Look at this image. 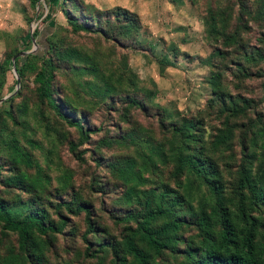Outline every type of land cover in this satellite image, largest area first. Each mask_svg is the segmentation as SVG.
I'll return each mask as SVG.
<instances>
[{
  "label": "rangeland",
  "instance_id": "374dc122",
  "mask_svg": "<svg viewBox=\"0 0 264 264\" xmlns=\"http://www.w3.org/2000/svg\"><path fill=\"white\" fill-rule=\"evenodd\" d=\"M64 10L85 28L73 29ZM115 11L130 14L136 27L124 33ZM33 30L39 32L35 50H45V57L28 56L29 68L11 83L9 61L33 47L19 43ZM42 62L52 67L49 92L58 111L90 130L86 141L79 143L76 128L38 97L33 75ZM19 86L10 105L14 121L6 120L0 136V199L30 200L55 223L63 215L60 233L38 239L39 264H115L107 247L84 254L78 203L89 210L94 231L86 238L94 249L99 242L116 245L134 227L129 215L151 195L153 204L161 192L180 196L174 214L186 222L207 210V187L174 172L177 149L211 162L224 195L241 165L256 185L264 181V0H0V98ZM222 130L228 139L213 147ZM8 140L29 153L33 165L18 169L37 179L34 189L3 181L13 171ZM253 214L263 231L264 204ZM175 239L172 250L151 254L152 263H186L197 230L183 224ZM18 252L16 235L0 229V262Z\"/></svg>",
  "mask_w": 264,
  "mask_h": 264
},
{
  "label": "trees",
  "instance_id": "16d2710c",
  "mask_svg": "<svg viewBox=\"0 0 264 264\" xmlns=\"http://www.w3.org/2000/svg\"><path fill=\"white\" fill-rule=\"evenodd\" d=\"M47 1L51 3L56 0ZM63 13L73 29L85 28L82 25H77L75 20H71L65 10ZM115 16L123 18L121 26L124 33L136 27L132 25L134 24V18L130 14H126L125 11H115ZM50 28H52L51 25ZM38 34V31L33 30L31 36L36 37ZM44 40L47 48L48 39L44 37ZM30 42L29 36H25L19 41L20 44L25 46L29 45ZM28 56L43 60L45 50L41 52L36 49L20 57H15L13 67L19 79L29 68V65H26ZM9 65L12 66V60L9 61ZM32 68L33 66H31ZM52 77L51 65H45L42 62L33 75V82L36 84L35 91L38 97L47 100L66 123L76 128L78 142L82 143L87 140L90 130L83 128L79 121H73L58 111L57 105L49 92ZM6 78L5 72L4 84ZM11 83H16L14 77ZM20 86L17 87L14 94L8 95L0 101V136L3 134L6 120L14 121L10 105L12 100L19 95ZM189 124L188 126H190ZM228 137V130L220 131L214 137L212 146L217 147L224 143ZM5 145L10 150L8 160L13 171L3 181L6 184L19 186L21 190H27V187L34 189L37 179L28 178L24 172L18 169L20 164L25 167L33 165L29 153L22 150L17 144L12 143L11 140H8ZM172 157L175 173L184 172L207 187L208 194L211 197V203L208 205L207 210L201 208L192 221L186 222L182 217H177L174 214V208L178 205L180 196L169 195L166 191L161 192L158 194L160 200L153 204V196L151 195L152 198L147 197L144 199V206L139 209L137 215H129L131 220L134 221V227L127 228V234L116 245L113 242H99L97 249H94L91 248V242L86 238L88 233L91 234L94 231L93 223L89 217V210L84 204L78 203L74 208L76 211L84 212L86 225L85 232L82 235L85 242L84 254L92 257L96 252L107 247L113 254L115 264H125L127 258H130L132 264H154L151 261V254H157L164 249L172 250L177 231L183 224L192 223L197 230L199 239L196 246L185 250V264H264V230L258 231V219L253 214V210L259 204H264V181L261 185H256L255 180L250 175L248 166L241 165L237 171L231 193L224 195L219 174L211 162L200 157L198 153H182L178 149L172 154ZM122 172L128 178L134 177L130 169H124ZM186 187L190 188V186ZM130 193H134L133 188L128 190V194ZM61 205L67 211L70 210L68 202H62ZM54 206L55 208L60 207L58 204ZM21 207H24V209H21ZM58 219L57 223L46 219L44 209L33 206L30 200L25 199L14 205L0 199L1 232H12L16 235L19 251L4 257L0 264H23L22 261L27 258L35 259L37 262H33V264H39L41 247L38 239L42 235L60 233L65 220L61 214H58ZM158 220H161V222L157 224Z\"/></svg>",
  "mask_w": 264,
  "mask_h": 264
},
{
  "label": "water",
  "instance_id": "95a60500",
  "mask_svg": "<svg viewBox=\"0 0 264 264\" xmlns=\"http://www.w3.org/2000/svg\"><path fill=\"white\" fill-rule=\"evenodd\" d=\"M32 30V29H31ZM30 39H31V43H32V45H33V47L29 50V51H20V52H18L16 55H14L13 57H12V71H13V73H14V77H15V79H16V83H18V77H17V75H16V73H15V69H14V67H13V60H14V58H15V56H21V55H25V54H27V53H30V52H33L34 50H35V42H34V39H33V37L30 35ZM7 96H3V97H1L0 98V101H2L3 99H5Z\"/></svg>",
  "mask_w": 264,
  "mask_h": 264
}]
</instances>
